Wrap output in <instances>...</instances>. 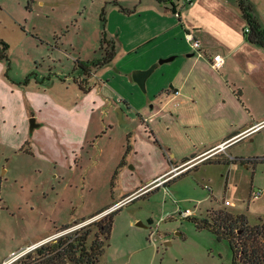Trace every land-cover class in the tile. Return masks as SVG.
Returning <instances> with one entry per match:
<instances>
[{"label":"crops","instance_id":"obj_1","mask_svg":"<svg viewBox=\"0 0 264 264\" xmlns=\"http://www.w3.org/2000/svg\"><path fill=\"white\" fill-rule=\"evenodd\" d=\"M112 2L105 15L106 39L115 43L116 52L109 63L91 67L88 75L77 70V62L91 59L80 55L73 57L70 73L57 69L70 56L59 44L52 46L58 50V61H35L26 71L14 70L11 61L6 69L0 60L2 146L32 155L41 150L58 156L54 157L58 165L60 154L66 157L59 148L76 147L82 140L77 133L86 132L96 111H104L110 127L114 110H122L121 122L136 113L140 123L124 132L130 144L124 156L136 162L130 168L127 159L121 174L134 175L132 168L136 171L140 166L136 176L142 181L131 188L120 183L116 193L126 195L127 202L221 153L228 162L264 160V154L241 155V146L258 148L264 143V47L248 39V24L237 1L141 0L134 7ZM256 16L264 26L261 16ZM188 31L200 40L203 56L186 40ZM215 54L225 59L218 69L211 63ZM161 58L169 60L155 67L142 89L132 72L147 69ZM80 77L87 80L86 91L79 85ZM237 146L234 154L229 151ZM9 154L3 153L7 160ZM53 156L43 159L53 162ZM115 196L88 216L112 205ZM54 231L12 250L0 264Z\"/></svg>","mask_w":264,"mask_h":264},{"label":"rangeland","instance_id":"obj_2","mask_svg":"<svg viewBox=\"0 0 264 264\" xmlns=\"http://www.w3.org/2000/svg\"><path fill=\"white\" fill-rule=\"evenodd\" d=\"M112 1L0 0V49L5 50L9 61L0 60L6 69L11 61L14 70L26 71L35 61H58V50L54 51L52 46L59 44L67 48L70 56L57 69L67 74L77 55L91 61L101 58L102 47H107L103 39V12L107 15ZM117 1L134 7L141 0ZM250 2L264 21V0ZM51 54L54 58H50ZM52 91L57 93L55 88ZM136 115L121 122L119 112L114 110L110 127L111 124H105L104 111H96L86 132L77 133L82 139L79 144L59 148L66 157L60 154L58 165L54 163L58 156L51 155L50 162L43 159H49L50 154L41 150L34 155L11 152L0 141V262L12 250L54 231L56 226L88 216L107 201H113V195L116 194L113 204L123 200L126 195L116 193L120 183L127 188L141 183L142 179L136 176L140 166L136 171L132 168L135 174L126 177L121 174L124 164L119 167L128 143L124 132L136 129L141 121ZM240 148L241 155L247 158L264 154V143L258 148ZM238 149L237 146L229 151L234 154ZM4 152L10 153L8 160ZM221 154L185 171L169 184L148 189L123 204L114 216L102 264H233L230 241L219 239L207 228H198L193 218L202 220L214 210L226 208L245 214L250 226L263 223L264 160L211 162L224 160L225 155ZM126 156L125 163L129 160V167L135 165L136 161ZM259 190L263 195L253 199V193ZM227 200L230 204H226ZM186 208L194 209V214L182 216ZM104 211L98 218L108 214ZM58 233L54 231L53 235Z\"/></svg>","mask_w":264,"mask_h":264},{"label":"trees","instance_id":"obj_3","mask_svg":"<svg viewBox=\"0 0 264 264\" xmlns=\"http://www.w3.org/2000/svg\"><path fill=\"white\" fill-rule=\"evenodd\" d=\"M236 1L250 27V31L247 32L248 39L264 47V26L257 18L253 4L250 0ZM103 20L104 22L106 21L105 11L103 12ZM103 39L107 42V47H102L104 49L102 57L95 58L90 62L78 60L77 70L88 75L91 67L105 65L113 59L116 52L115 43L108 41L106 38ZM0 58L8 59L4 49H0ZM86 81L84 78L79 81L80 87L85 91L87 90L85 87ZM149 135L153 138L152 132H149ZM154 141H158L155 136ZM129 150L130 144L128 143L126 154ZM237 160L242 161L245 159L237 158ZM211 162L229 163L226 159ZM123 164H125V156L119 167ZM116 174L117 172L114 175V179L116 178ZM180 175L182 173L177 177ZM114 179L112 184L114 183ZM174 179L173 177L169 180ZM109 206L98 210L88 217L78 218L70 223L56 227V232H61L78 225L74 229L27 251L8 264H102L101 256L111 236L114 216L121 208L106 214L102 218H97L89 223H83L102 213ZM193 220L196 222L198 228H207L213 231L219 239H228L230 241L234 252L233 264H264V222L250 226L245 214H235L226 208L214 210L209 217L202 220H198L197 218H193ZM90 238H92L91 242Z\"/></svg>","mask_w":264,"mask_h":264},{"label":"built area","instance_id":"obj_4","mask_svg":"<svg viewBox=\"0 0 264 264\" xmlns=\"http://www.w3.org/2000/svg\"><path fill=\"white\" fill-rule=\"evenodd\" d=\"M193 0H183V2H184V4H188V3H191ZM176 15H178L179 16V13L178 12H176ZM250 31V27L249 26H247L246 27V32H249ZM185 38H186V40L187 41H189L190 42V44L192 45V47L195 49V51H196V53L198 54V55H200V56H203L204 55V51H203V49H202V44H201V42H200V40L198 39V38H196V36L192 33V32H190V31H188V32H186L185 33ZM224 57L221 55V54H215L214 56H213V59H212V66L214 67V68H220L222 65H223V63H224ZM80 80H82V78L80 77L79 78ZM179 92H175V94H178ZM206 188H207V186H206ZM208 189H210L211 191H212V189H211V187L209 186V188ZM263 195V191L262 190H259V191H256V192H254L253 193V199H258V198H260L261 196ZM127 202V200H126V198H124L123 200H120V201H116L111 207H109L106 211H104V213L106 214V213H110V212H113V211H115V210H117V209H119L123 204H125ZM200 203V202H199ZM226 204H230V202L229 201H226ZM196 208H197V206H196ZM195 208V209H196ZM102 214V213H101ZM101 214H99V215H101ZM194 214V209H191V208H186L185 210H183L182 211V213H181V215L182 216H185V217H190V216H192ZM99 215L98 216H96V217H93V218H97V217H99ZM93 218H91V219H93ZM74 227V226H73ZM72 228V227H71ZM70 229V228H69ZM68 229H66V230H64V231H67ZM64 231H61V232H59L57 235L55 234V235H52L54 238L56 237V236H59V234H62ZM52 236H50L48 239H50V238H52L53 239V237ZM48 239H46V240H48ZM41 242H43V241H41ZM44 242H45V240H44ZM31 246H29L25 251H23V252H20V253H14L13 255H12V257L10 258V260L9 261H13V260H15L16 258H18L20 255H22V254H24V253H26L27 251H29V250H31ZM6 263V262H5ZM4 263V264H5Z\"/></svg>","mask_w":264,"mask_h":264},{"label":"water","instance_id":"obj_5","mask_svg":"<svg viewBox=\"0 0 264 264\" xmlns=\"http://www.w3.org/2000/svg\"><path fill=\"white\" fill-rule=\"evenodd\" d=\"M167 60H169V58H166V59L161 58L158 62L154 63L153 65H151V66H150L149 68H147V69H144V70H140V69L134 70V71L132 72L133 79H134V80L140 85V87H141L142 89H145V81H146L147 77L153 72V70L155 69V67H156L159 63H162V62L167 61ZM119 114H122V110H119ZM35 125H36V124L34 123V120L32 119V120H31V126H30V128L33 129ZM98 215H99V214H98ZM98 215H97V216H98ZM95 217H96V216H95ZM97 218H98V217H97ZM97 218L89 219V220L85 221L83 224H85V223H89V222H91V221H93V220H95V219H97ZM77 226H78V225H77ZM77 226H74V227L68 229L67 231H70V230L74 229V228L77 227ZM67 231H64L63 233H65V232H67ZM63 233H62V234H63ZM59 235H61V234H59ZM52 237H53V236H52ZM56 237H57V236H56ZM53 238H54V237H53ZM50 239H52V238H50ZM50 239H48V240H50ZM48 240H45V242L48 241ZM42 243H44V241H43V242H38V243H36V244L31 245V247H32L31 249L37 247L38 245H40V244H42ZM10 262H11V261H8V262H6L5 264H8V263H10Z\"/></svg>","mask_w":264,"mask_h":264}]
</instances>
